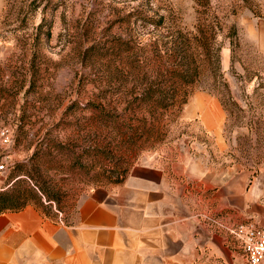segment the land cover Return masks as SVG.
I'll return each instance as SVG.
<instances>
[{
	"label": "rangeland",
	"instance_id": "rangeland-1",
	"mask_svg": "<svg viewBox=\"0 0 264 264\" xmlns=\"http://www.w3.org/2000/svg\"><path fill=\"white\" fill-rule=\"evenodd\" d=\"M203 23L214 44L164 112L141 93L181 84L171 53ZM1 130L7 191L20 180L61 222L153 166L238 264L228 228L259 222L264 186V0H0Z\"/></svg>",
	"mask_w": 264,
	"mask_h": 264
},
{
	"label": "crops",
	"instance_id": "crops-1",
	"mask_svg": "<svg viewBox=\"0 0 264 264\" xmlns=\"http://www.w3.org/2000/svg\"><path fill=\"white\" fill-rule=\"evenodd\" d=\"M140 172L92 191L66 223L33 205L1 214L0 264H224L226 246L185 205L183 184L153 166ZM262 187L250 212L264 226Z\"/></svg>",
	"mask_w": 264,
	"mask_h": 264
},
{
	"label": "trees",
	"instance_id": "trees-1",
	"mask_svg": "<svg viewBox=\"0 0 264 264\" xmlns=\"http://www.w3.org/2000/svg\"><path fill=\"white\" fill-rule=\"evenodd\" d=\"M207 27H209V24L206 25L205 23L200 24L198 27V33L195 34L192 37L185 38L184 42V49L181 51H176L171 53V56H173L176 59L177 66L173 67L172 70L176 71L181 76V84H173L170 86H167V89L164 90L163 95L158 94L155 91V87L149 86L148 89L143 91L141 93V96L143 98H148L152 92H154L155 95H159L160 97H157V104L160 108L164 109V112L170 113L171 110H174L177 106H183L187 103V92L184 91L185 87L192 86V83L189 82V79H192L193 76L197 75L198 68H200L199 63L197 62V59L201 55L199 52V48L204 47L205 45L209 46L213 43V39L208 37ZM214 35V34H213ZM215 38V35L213 36ZM199 66H198V65ZM216 64H217V71H220L219 66V56L216 57ZM196 72V73H194ZM185 82L187 84H185ZM223 87L227 88V84H223ZM151 88V89H150ZM182 89V99H179V93ZM184 89V90H183ZM152 90V92H151ZM173 90V92H172ZM171 92L173 93L172 95ZM165 94V95H164ZM179 96V97H178ZM165 101L167 102V105L165 104ZM175 101V102H174ZM174 102V103H173ZM173 103V104H172ZM170 104L173 105V107H170ZM172 108V109H171ZM23 182H20V180H17L13 183V186L11 189L7 191L5 189L4 191L0 192V215L6 212H19L26 208L29 205H33L40 209L45 215L51 216V211L49 208L39 206L33 202H31V198L34 195L33 191L30 188H24V189H18L17 185H21Z\"/></svg>",
	"mask_w": 264,
	"mask_h": 264
},
{
	"label": "built area",
	"instance_id": "built-area-1",
	"mask_svg": "<svg viewBox=\"0 0 264 264\" xmlns=\"http://www.w3.org/2000/svg\"><path fill=\"white\" fill-rule=\"evenodd\" d=\"M0 141L6 146L11 143L8 130L0 131ZM6 166L0 162V192L7 189L4 184ZM240 249L238 264H264V226L257 223H241L228 228Z\"/></svg>",
	"mask_w": 264,
	"mask_h": 264
}]
</instances>
